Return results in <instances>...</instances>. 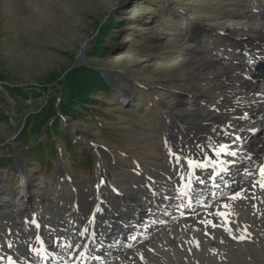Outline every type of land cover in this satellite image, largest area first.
Returning a JSON list of instances; mask_svg holds the SVG:
<instances>
[{"label": "rangeland", "instance_id": "rangeland-1", "mask_svg": "<svg viewBox=\"0 0 264 264\" xmlns=\"http://www.w3.org/2000/svg\"><path fill=\"white\" fill-rule=\"evenodd\" d=\"M252 10L264 17V0H0V158L6 159L0 166V242L26 228V218L40 222L34 233L61 235L56 212L83 218L94 204L111 208L138 189L147 195L167 186L171 133L196 158L201 145L191 132L212 126L211 114L231 104V81L221 76L229 77V64L245 63L247 54L251 60L264 55V31L241 18ZM74 66L81 68L74 81L83 88L78 98L64 93L74 104L66 108L58 101ZM87 70L91 74L83 75ZM33 124L40 134L19 144ZM55 124L76 146L66 151L55 136L57 154L38 162L29 148L39 141L51 145L45 141ZM20 194L26 205L18 211ZM257 226V235H243L245 247L230 250L233 258L225 255L220 264H264V217ZM189 257L181 261L164 252L155 263L202 264Z\"/></svg>", "mask_w": 264, "mask_h": 264}, {"label": "bare ground", "instance_id": "bare-ground-1", "mask_svg": "<svg viewBox=\"0 0 264 264\" xmlns=\"http://www.w3.org/2000/svg\"><path fill=\"white\" fill-rule=\"evenodd\" d=\"M255 11L260 12L258 8ZM251 12L241 18L246 19L250 27H257L258 32L263 35L264 17L256 15L257 13H253V10ZM247 56L249 58L245 63L236 61L234 65L229 64L227 74L229 77L220 75L231 81L232 86L227 90V94L232 98L231 104L224 105L219 108L218 113L214 111L215 113L211 114L212 126L191 132L196 139L195 144L201 145L202 150L197 149V153L201 152L200 154L208 156L201 161L208 165L206 168L190 167L187 175L184 176L182 175L186 174L184 167L187 170L188 165L178 162L176 154L172 156L173 160L168 155L169 164L167 163L165 175L167 186L153 188L150 196L142 195L144 192L138 189L131 198H116L112 201L111 208L110 206L106 209L100 208L99 204H94L92 210L83 218L69 210L56 212L53 222L57 223V226L64 224L62 235L54 233L44 235L42 232H37L39 230L34 233L32 226L40 227V222L35 219L32 221L28 218L24 219L30 221L26 228L15 229L14 234L7 237L10 248H14L11 244L16 245L19 262L49 264L50 259L56 260L66 253L70 260L82 264V260L87 259L85 256L87 252L84 258L82 256L85 248L84 241L79 242L81 235L86 239L94 237L98 245H101L104 240L106 245L117 251L110 262L106 263L108 257H105L104 261L98 264H129L130 262L132 264H154L159 262L157 256L164 252L178 258L183 256L185 261L192 254V259L202 258V264H210L212 260L220 264V260L225 255L233 258L234 255L229 254L232 253L230 250L238 251L240 247H245L241 245L240 240L244 239L245 234L257 235V223L260 222V217H264V189L260 187L262 179L260 168L264 166V62L260 60L264 58V55L252 60L249 54ZM203 64L209 68L216 67V64L209 65L207 61ZM250 74H254L255 77H250ZM254 78L259 80H253ZM176 119L180 121L181 115L177 114ZM246 133L252 136L250 142L249 140L246 142L243 137ZM169 143H171L169 145L172 151L181 158L192 160L191 155L187 153L190 150L176 134L171 133ZM222 145H226L227 150L234 152L235 156H228L225 153L216 156L215 153ZM213 161L215 166H213ZM239 171H242L240 173L243 175L237 178ZM225 177L228 184L222 186L221 181H224ZM198 179L203 180L205 184L199 183ZM209 181H212L217 188L214 190L215 196L221 197L212 203L210 197L202 199L200 195L201 188H206ZM158 190L162 192L158 194ZM237 192H240L244 198L231 199ZM103 196V192L99 193L98 201L103 200ZM23 204L26 205V197L20 194L16 202L18 211L21 207L24 208ZM225 204L229 207L224 208ZM164 211L167 213L169 222L166 228L158 230L152 218ZM104 212H112L108 216L114 224L110 229L106 222L100 219ZM218 212L230 213L227 222L217 215ZM133 219H138L136 222H140L142 227L147 229V234L143 238H137L134 234L125 232L124 228L121 229L125 222ZM209 220L217 226L207 224L206 221ZM200 221H205V223ZM44 226L41 225L42 228ZM197 235L200 238L199 243L195 241ZM27 244L30 245V249H27ZM33 252L36 253L35 256L31 255ZM38 252L41 254L40 257L37 255ZM49 253L51 257L43 262L42 259ZM7 260L8 254L4 256V262ZM90 260L91 258L88 259V263Z\"/></svg>", "mask_w": 264, "mask_h": 264}, {"label": "trees", "instance_id": "trees-1", "mask_svg": "<svg viewBox=\"0 0 264 264\" xmlns=\"http://www.w3.org/2000/svg\"><path fill=\"white\" fill-rule=\"evenodd\" d=\"M68 70L69 71H67L65 73V75L66 74H71V79L69 81H67L66 84H64V87H65L64 89H66V91H64V90L61 91L58 102H60V105L61 106H66L67 105L66 108H72V106L74 105V104H71V101L73 100V97H71L69 99L68 98L66 99L63 95H64L65 92L70 91L73 94L74 97L78 98L79 97V91L83 88V86L82 87L80 85L78 86L77 83L74 81V78L77 77L78 71H80L81 68H79L78 66H76V67L74 66L73 69L71 68V71H70V69H68ZM89 72L91 74V71L90 70H87V71L84 72L83 75L89 76V74H88ZM102 89H104V88H102ZM58 102H56V97L53 98V106L56 103H58ZM54 113L56 115L55 107H54ZM63 113H64V111H63ZM68 116H74V113L71 112ZM28 124H29V122L27 123V125ZM64 125H65V123H63V126ZM39 127H41L39 124H33L31 126V128L28 129V131L24 130L22 132V134H20V136H19V139H20L19 144H21L22 142H25L26 141V138L28 136H30L29 135L30 133L34 134V136L39 135L40 134ZM58 128H60V127L57 124H55V126L53 127L52 133H50V135L47 136V140L45 141L46 142L45 144H47L49 142L51 145H49V146L43 145V143H41L39 141L38 143H36L35 145H33L31 148H29V150L34 151V154H35L36 158H38L37 160H39L38 162H40L42 160H45L48 163L50 157H55V154H57L56 149H55V146L53 145V142H52V141H54L55 136H59V138L61 139V141L63 140L64 150H66V151H68V150L72 151V149L76 146L75 144H76L77 141L75 140V138L72 135H70V134L62 133L64 131L63 128H62L61 131H59ZM59 132H61V133H59ZM80 143H82V142H80ZM81 145H83V144H79V146H81ZM21 149H23V148H21ZM85 150H86V147H85ZM89 150L91 151V149H89ZM89 150H86V151L89 153ZM58 151H59V149H58ZM7 153H9V151H7ZM24 154L26 155L27 152H25ZM89 157H90V161H91V158L93 157V155L92 156L89 155ZM4 159L5 158H3V157L0 158V166H2V167H5L3 165ZM5 161H6V159H5ZM45 161H42V162H45Z\"/></svg>", "mask_w": 264, "mask_h": 264}, {"label": "snow or ice", "instance_id": "snow-or-ice-1", "mask_svg": "<svg viewBox=\"0 0 264 264\" xmlns=\"http://www.w3.org/2000/svg\"><path fill=\"white\" fill-rule=\"evenodd\" d=\"M215 131V130H214ZM197 149L198 150H202L201 148H200V146H197ZM221 153H225L226 155H228V156H235V153L234 152H230V151H228L227 150V146L226 145H222L221 147H220V150L219 151H217L216 153H215V155L216 156H219V155H221ZM179 160H180V157L179 156H177V161L179 162ZM213 163V166H215V162L213 161L212 162ZM234 163V162H233ZM188 164L190 165V166H195V167H199V168H206L208 165L206 164V163H200V162H196V161H193V160H188ZM226 170V169H225ZM260 176H261V182H260V187L262 188V189H264V166H262L261 168H260ZM198 182L199 183H203L204 181L203 180H198ZM253 187H255V185H253ZM244 197L241 195V193L240 192H237V193H235L232 197H231V199H233V200H236V199H243ZM223 207L224 208H228L229 206L227 205V204H225V205H223ZM230 213H228V212H218L217 213V215L218 216H220V217H222L224 220H225V222H227V217H228V215H229ZM201 223H205V221H200ZM206 223L207 224H210V225H212L213 227H216L217 225H214L213 224V222L212 221H206ZM228 231H231V229H227ZM235 238V237H234ZM69 247H71V245H69Z\"/></svg>", "mask_w": 264, "mask_h": 264}, {"label": "water", "instance_id": "water-1", "mask_svg": "<svg viewBox=\"0 0 264 264\" xmlns=\"http://www.w3.org/2000/svg\"><path fill=\"white\" fill-rule=\"evenodd\" d=\"M73 65H75V64H73Z\"/></svg>", "mask_w": 264, "mask_h": 264}]
</instances>
